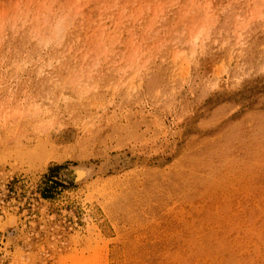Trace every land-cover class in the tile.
<instances>
[{"label":"rangeland","instance_id":"rangeland-1","mask_svg":"<svg viewBox=\"0 0 264 264\" xmlns=\"http://www.w3.org/2000/svg\"><path fill=\"white\" fill-rule=\"evenodd\" d=\"M0 264H264V0H0Z\"/></svg>","mask_w":264,"mask_h":264}]
</instances>
